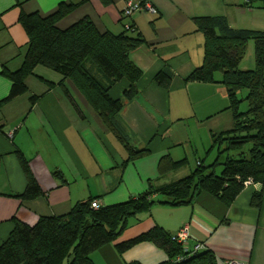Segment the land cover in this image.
<instances>
[{"label":"crops","instance_id":"1","mask_svg":"<svg viewBox=\"0 0 264 264\" xmlns=\"http://www.w3.org/2000/svg\"><path fill=\"white\" fill-rule=\"evenodd\" d=\"M149 1L155 12L123 17L126 0H0V102L11 88L4 71L18 70L28 49L21 14L47 16L64 3L73 8L56 22L59 29L88 17L101 33L118 34L131 25L130 35L141 34L145 41L129 52V59L143 76L137 96L124 99L119 120L132 146L148 149L123 164L125 148L73 83L43 65L35 66L25 78L27 90L0 103V244L15 220L33 225L41 216L66 214L88 197H95L100 206L123 202L149 183L158 188L174 182L190 174L198 162L209 164L216 157V148L210 150L212 134L230 129L233 118L222 83L186 80L203 61L204 37L193 18L224 15L233 28L264 31V9L245 6L241 0ZM163 68L173 74L168 89L153 80ZM125 86V80L117 82L111 96H121ZM17 153L27 160L41 189L37 198L21 197L26 178ZM162 157L185 161L160 172ZM254 191L262 194L260 207L250 204ZM183 224H189V244L205 243L217 264H264V185L259 183L245 186L230 205L205 191L189 204L154 203L130 218L122 233L91 253V259L95 264L164 263L166 253L152 242L137 243L122 253L116 245L154 226L174 234Z\"/></svg>","mask_w":264,"mask_h":264},{"label":"trees","instance_id":"2","mask_svg":"<svg viewBox=\"0 0 264 264\" xmlns=\"http://www.w3.org/2000/svg\"><path fill=\"white\" fill-rule=\"evenodd\" d=\"M241 1L245 6L264 9V0ZM72 8V5L60 3L47 16L36 12L19 16L28 36V49L18 70L4 71L11 80V88L0 103L27 90L25 78L33 73L35 66L43 65L56 71L62 79L73 83L118 138L127 153L124 164L148 153L147 148L132 146L129 134L119 120L124 99L137 96V82L143 76L142 70L129 59V52L145 40L139 33L130 35L131 25L118 34L101 33L88 17L59 29L56 22ZM193 20L204 37L203 61L186 80L222 83L227 90L228 108L233 118L230 129L212 134L210 150L216 148L214 160L209 164L200 161L187 176L158 188L149 183L144 191L123 202L107 206L98 204L94 208L91 203L96 198L88 197L75 203L66 214L41 216L33 225L15 220L13 230L0 244V264H95L91 253L113 242L127 227L130 218L149 210L154 203L189 204L205 191L230 205L245 187L246 180L264 185V31L233 28L224 15L199 16ZM249 40L254 42V66L241 69ZM217 74H220L219 79ZM172 76L168 68H163L155 73L153 80L159 87L168 89ZM121 80L126 81V86L121 96L114 98L110 90ZM46 82L49 86L54 85ZM59 84L69 95L62 80ZM242 90L246 95L240 98L238 94ZM35 99L36 96H32L31 102ZM241 101L247 103L244 111L239 110ZM17 156L26 178L21 197H39L42 192L27 160L20 153ZM184 161L162 157L159 171L174 169ZM261 202V192L254 191L250 204L260 207ZM170 235L163 228L154 226L117 244L116 249L122 253L137 243L149 241L166 253L167 261L161 264H217L215 255L207 248L186 253Z\"/></svg>","mask_w":264,"mask_h":264},{"label":"built area","instance_id":"3","mask_svg":"<svg viewBox=\"0 0 264 264\" xmlns=\"http://www.w3.org/2000/svg\"><path fill=\"white\" fill-rule=\"evenodd\" d=\"M146 11V12H155V7L151 4L149 0H142V1H133V0H126L125 6L122 11L123 17H129L135 12ZM129 25H126L128 28ZM11 136V133H8ZM245 186L250 184H257L253 182L251 179H248L244 182ZM91 206L96 208L98 203L96 201H92ZM172 241L180 244L182 250L186 253L200 251L205 249V243L201 241L194 242L192 245L189 244V240L191 238L189 232V224H183L179 230L170 235ZM226 264H247L242 261L238 260H226Z\"/></svg>","mask_w":264,"mask_h":264},{"label":"rangeland","instance_id":"4","mask_svg":"<svg viewBox=\"0 0 264 264\" xmlns=\"http://www.w3.org/2000/svg\"><path fill=\"white\" fill-rule=\"evenodd\" d=\"M254 66V42L253 40H249L244 57L240 63L241 69H251ZM220 75V74H217ZM246 95V91L242 90L239 92L238 96L240 98L244 97ZM247 109V103L246 101H241L239 104V110L244 111ZM220 168L218 167L217 171H219Z\"/></svg>","mask_w":264,"mask_h":264}]
</instances>
